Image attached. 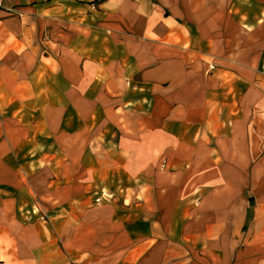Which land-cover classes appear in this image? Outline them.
<instances>
[{"label": "crops", "instance_id": "obj_1", "mask_svg": "<svg viewBox=\"0 0 264 264\" xmlns=\"http://www.w3.org/2000/svg\"><path fill=\"white\" fill-rule=\"evenodd\" d=\"M1 1L0 264H264V0Z\"/></svg>", "mask_w": 264, "mask_h": 264}, {"label": "rangeland", "instance_id": "obj_2", "mask_svg": "<svg viewBox=\"0 0 264 264\" xmlns=\"http://www.w3.org/2000/svg\"><path fill=\"white\" fill-rule=\"evenodd\" d=\"M106 198H107V199H105L104 197H101L100 199L96 200V203L99 204V203L104 202L105 200H112V199H113L112 196H107Z\"/></svg>", "mask_w": 264, "mask_h": 264}, {"label": "built area", "instance_id": "obj_3", "mask_svg": "<svg viewBox=\"0 0 264 264\" xmlns=\"http://www.w3.org/2000/svg\"><path fill=\"white\" fill-rule=\"evenodd\" d=\"M2 1L0 0V7H1Z\"/></svg>", "mask_w": 264, "mask_h": 264}]
</instances>
